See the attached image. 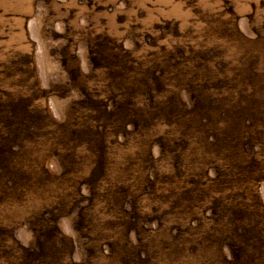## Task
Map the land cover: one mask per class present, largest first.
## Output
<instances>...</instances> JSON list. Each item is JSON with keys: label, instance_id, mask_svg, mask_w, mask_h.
<instances>
[{"label": "rangeland", "instance_id": "1", "mask_svg": "<svg viewBox=\"0 0 264 264\" xmlns=\"http://www.w3.org/2000/svg\"><path fill=\"white\" fill-rule=\"evenodd\" d=\"M16 99L42 114L0 144L21 264H264V0H0Z\"/></svg>", "mask_w": 264, "mask_h": 264}, {"label": "trees", "instance_id": "2", "mask_svg": "<svg viewBox=\"0 0 264 264\" xmlns=\"http://www.w3.org/2000/svg\"><path fill=\"white\" fill-rule=\"evenodd\" d=\"M240 99L245 100V97H240ZM16 100H17L16 102H13L12 104L8 105L6 108L0 103V144L3 143V141H5L6 135H9L10 129L13 130V128H15V130H17L18 128H21V126H23L24 123H28V120H29V123H31L32 125L29 124L30 126H29V128L27 127V130L33 131L32 126H34V125L42 127V114H39L36 111H30L29 110L30 106L28 105V102L26 105H24V104L21 105V102H23V101L18 100V99H16ZM251 104H253V103H250V100H245L244 107H241L240 109L242 111L248 110L252 113L256 112V111H251L250 109H248ZM257 104H258V102H257ZM258 105H261V103ZM253 109H255V107H253ZM232 113H234V115L237 116V114L234 112V110H232ZM258 115L261 117L257 121H255L254 118L252 120H250L252 122V125H251L252 132L254 133V135L256 137L258 135H264L263 132L258 131L260 128H264V122H262L261 124H258V122H261L262 119H264V118H262V117H264V115L260 114V113H258ZM188 116H189L188 122H192L193 117L196 115L193 112H191L188 114ZM25 119H27V122H25ZM36 122H39V123H36ZM241 123H242V121H241ZM173 124H175V123H173ZM261 125H262V127L258 128V126H261ZM248 134H249V132L247 133V136H248ZM250 134H251V131H250ZM163 146L164 145H162V147ZM219 161L224 162L222 160H219ZM253 177H255V176H253ZM240 179L245 180V179H242L239 177V179L236 183H239ZM0 189L3 190L4 188L0 185ZM242 205L243 204L241 203V205H239V206L242 207ZM2 231H3V229L0 228V232H2ZM38 247H40V246H38ZM6 249H10L9 254L11 256H10L9 264H21L23 261L32 260V258H33V254L30 253L31 250H24V249L16 250L15 248H12V247H6L5 244H0V252H5V251H7ZM41 251H42V249H41ZM112 254H115V253H112ZM35 255H38V253L36 252ZM109 259H110V262L111 261L113 262V258L110 257ZM62 262L63 261L58 258L56 264H61Z\"/></svg>", "mask_w": 264, "mask_h": 264}]
</instances>
